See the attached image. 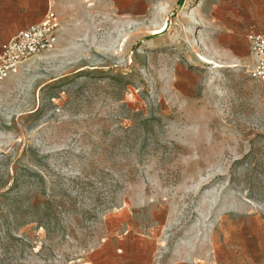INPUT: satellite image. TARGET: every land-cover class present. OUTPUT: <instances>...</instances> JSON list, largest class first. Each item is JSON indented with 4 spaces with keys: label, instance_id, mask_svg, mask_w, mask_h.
<instances>
[{
    "label": "rangeland",
    "instance_id": "obj_1",
    "mask_svg": "<svg viewBox=\"0 0 264 264\" xmlns=\"http://www.w3.org/2000/svg\"><path fill=\"white\" fill-rule=\"evenodd\" d=\"M262 8L54 5L0 81V264H264V82L229 51Z\"/></svg>",
    "mask_w": 264,
    "mask_h": 264
},
{
    "label": "built area",
    "instance_id": "obj_2",
    "mask_svg": "<svg viewBox=\"0 0 264 264\" xmlns=\"http://www.w3.org/2000/svg\"><path fill=\"white\" fill-rule=\"evenodd\" d=\"M61 19L49 11L43 22L21 30L2 44L0 50V81L16 74L28 60L55 49ZM254 63L248 70L255 81L264 82V32L252 30L247 34Z\"/></svg>",
    "mask_w": 264,
    "mask_h": 264
},
{
    "label": "crops",
    "instance_id": "obj_3",
    "mask_svg": "<svg viewBox=\"0 0 264 264\" xmlns=\"http://www.w3.org/2000/svg\"><path fill=\"white\" fill-rule=\"evenodd\" d=\"M59 2L60 0H0V50L3 43L21 30L43 22L47 13ZM260 11L262 12L260 21L249 25L241 39L242 48L229 47L236 61H251L250 68L254 63V56L250 50L247 34L252 30L264 32L261 30L264 29V8Z\"/></svg>",
    "mask_w": 264,
    "mask_h": 264
}]
</instances>
